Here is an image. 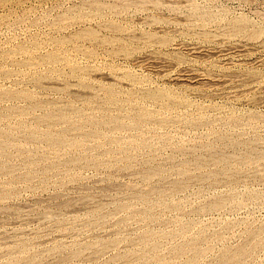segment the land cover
<instances>
[{
	"label": "rangeland",
	"instance_id": "374dc122",
	"mask_svg": "<svg viewBox=\"0 0 264 264\" xmlns=\"http://www.w3.org/2000/svg\"><path fill=\"white\" fill-rule=\"evenodd\" d=\"M190 1L0 0V264H264V0Z\"/></svg>",
	"mask_w": 264,
	"mask_h": 264
},
{
	"label": "bare ground",
	"instance_id": "6f19581e",
	"mask_svg": "<svg viewBox=\"0 0 264 264\" xmlns=\"http://www.w3.org/2000/svg\"><path fill=\"white\" fill-rule=\"evenodd\" d=\"M189 1H190V0H189ZM245 1H246V0H245ZM252 1H253V0H252ZM158 2H159V1H158ZM186 2H187V1H185L183 4H185ZM190 2H191V1H190ZM194 2H195V1H194ZM194 2H193V3H194ZM196 2H197V1H196ZM206 2H207V1H206ZM240 2H241V1H240ZM126 3H127V2H126ZM180 3H181V2H180ZM198 3H199V1H198ZM204 3H205V2H204ZM207 3H208V2H207ZM144 4H145V3H144ZM170 4H171V3H170ZM181 4H182V3H181ZM199 4H200V3H199ZM202 4H203V3H202ZM171 5H172V4H171ZM178 5H180V4H178ZM191 5H192V4H191ZM208 5H209V4H208ZM199 6L202 7V5H199ZM204 8H205V7H204ZM208 8H209V7H208ZM180 9H181V8H180ZM197 9H199V8H197ZM205 9L207 10V8H205ZM125 10H126V9H125ZM175 10H176V9H175ZM186 10H187V9H186ZM206 10H205V11L203 10V11L205 12V14H206ZM208 10H209V9H208ZM183 11H184V10H183ZM197 12H198V10H197ZM200 12H201V11H200ZM211 12H212V11H211ZM220 12H221V11H220ZM220 12H219V13H220ZM224 12H225V11H224ZM224 12H223V14H222V13H220V14H222V15L225 16V15H226V14H225L226 12H225V13H224ZM201 13H202V12H201ZM195 14H196V12H195ZM195 14H194V15H195ZM202 14H203V13H202ZM205 14H203V15H205ZM208 14H209V12H208ZM216 14H217V12H216ZM216 14H215V15H216ZM210 15H212V17H213V13H211ZM197 16H198V15H197ZM224 16H223V17H224ZM237 16H238V15H237ZM261 16L263 17V15H260V17H261ZM198 17H199V16H198ZM198 17H197V18H198ZM204 17H205V16H204ZM204 17H203V18H204ZM220 17H221V16H220ZM227 17H228V16H227ZM235 17H236V16H235ZM238 17H239V16H238ZM243 17L246 18L245 16H243ZM247 17H248V16H247ZM175 18H177V17H175ZM184 18H185V17H184ZM199 18H200V17H199ZM199 18H198V19H199ZM205 18H206V17H205ZM213 18H214V17H213ZM201 19H202V18H201ZM206 19H207V18H206ZM206 19H205V20H206ZM208 19H209V18H208ZM211 19H212V18H211ZM226 19H227V18H226ZM229 19H230V18H229ZM232 19H233V18H232ZM189 20H190V19H189ZM189 20L187 19V23H186V24H188ZM213 20H214V19H213ZM220 20H221V19H220ZM230 20H231V19H230ZM239 20H240V18H239ZM248 20H250V19H248ZM145 21H146V20H145ZM175 21H176V20H175ZM175 21H174V22H175ZM227 21H228V20H227ZM240 21H242V20H240ZM149 22H150V21H149ZM197 22H198V21H197ZM201 22H202V21H201ZM206 22H207V21H206ZM208 22H209V21H208ZM212 22H213V21H212ZM217 22H218V21H217ZM219 22H220V21H219ZM233 22H234V21H233ZM233 22H232V23H233ZM237 22H238V21L236 20V24H238ZM249 22L251 23V21H249ZM175 23H177V22H175ZM183 23H185V20L183 21ZM183 23H182V24H183ZM191 23H192V21H191ZM214 23H215V21H214ZM242 23H245V22L242 21ZM177 24H179V23H177ZM189 24H190V23H189ZM189 24H188V26H189V28H190V25H191V24H190V25H189ZM194 24H195V23H194ZM204 24H205V21H204ZM206 24H207V23H206ZM215 24H216V23H215ZM221 24H222V22H221ZM239 24H240V23H239ZM239 24H238V25H239ZM179 25H180V24H179ZM195 25H196V24H195ZM207 25H208V24H207ZM213 25H214V24H213ZM213 25H212V26H213ZM228 25H229V24H228ZM242 25H243V24H242ZM257 25H258V24H257ZM200 26H201V25H200ZM235 26H237V25H235ZM115 27H116V25H115ZM117 27H118V26H117ZM191 27H192V25H191ZM205 27H207V26H204V28H205ZM231 27H232V26H231ZM252 27H254V26H252ZM252 27H251V28H252ZM184 28H185V27H184ZM186 28H188V27H186ZM208 28H209V27H208ZM208 28H207V29H208ZM219 28H220V27H219ZM240 28H241V32H242V28H243V26L240 27ZM245 29H246V27H245ZM248 29H249V27H248ZM117 30H118V28H117ZM184 30H185V29H184ZM188 30H189V29H188ZM203 30H204V29H203ZM252 30H253V28H252ZM263 30H264V29H263ZM175 31H176V30H175ZM186 31H187V30H186ZM186 31H185V32H186ZM201 31H202V30H201ZM201 31H200V32H201ZM207 31H208V30H207ZM210 31H211V30H210ZM224 31H225V30H224ZM83 32H84V31H83ZM188 32H189V31H187V33H188ZM191 32H193V31H191ZM191 32H190V34H191ZM200 32H199V33H200ZM202 32L204 33V31H202ZM213 32H214V31H213ZM230 32H231V31H230ZM230 32H229V33H230ZM256 32H257V31H256ZM170 33H171V32H170ZM176 33H177V32H176ZM181 33H182V32H181ZM214 33H215V32H214ZM237 33H238V32H237ZM245 33H246V32H245ZM249 33H250V32H249ZM79 34H80V33H79ZM81 34H83V33H81ZM81 34H80V35H81ZM90 34H91V33H90ZM92 34H93V32H92ZM193 34H194V33H193ZM230 34H231V33H230ZM238 34H239V33H238ZM85 35H87V34H85ZM198 35H199V34H198ZM206 35H207V34H206ZM208 35H209V34H208ZM208 35H207V36H208ZM215 35H216V34H215ZM240 35H241V34H240ZM255 35H256V34H255ZM185 36H187L186 38L189 37L188 35H185ZM203 36H204V35H203ZM211 36H213V33H212ZM226 36H227V34H226ZM236 36H239V35H236ZM243 36H244V35L242 34V37H243ZM253 36H254V35H253ZM253 36H252V37H253ZM75 37H76V35H75ZM77 37H78V36H77ZM77 37H76V38H77ZM214 37H215V36H214ZM244 37H246V36H244ZM196 38H197V37H196ZM208 38H209V37H208ZM228 39H229V38H228ZM255 39H257V37H255ZM263 39H264V38H263ZM195 40H196V39H195ZM211 40H212V39H211ZM202 41H203V40H202ZM206 41H210V40L208 39V40H206ZM252 41H254V40H252ZM256 41H257V40H256ZM193 42H194V41H193ZM261 42H262V40H261ZM194 43H195V42H194ZM196 43H197V42H196ZM198 43H199V42H198ZM200 43H201V41H200ZM200 43H199V44H200ZM247 43H248V42H247ZM203 44H204V43H203ZM251 44H252V43H251ZM259 44H260V43H259ZM183 45H184V44H183ZM191 45H192V44H191ZM201 45H202V44H201ZM263 45H264V44H263ZM252 46H253V45H252ZM259 47H260V46H259ZM262 47H263V46H262ZM205 48H206V46H205ZM237 48H238V47H237ZM190 49H191V48H190ZM229 49H230V48H229ZM226 52H227V51H226ZM53 53H54V52H53ZM243 53H244V52H243ZM255 53H256V52H255ZM257 54H259V53H257ZM53 55H54V54H53ZM53 55H50V56H51V59H52V56H53ZM216 55H217V54H216ZM56 56L58 57L59 55H56ZM57 57H56V58H57ZM203 57H204V56H203ZM54 58H55V56H54ZM247 58H248V57H247ZM47 59H48V58H46V61H47ZM149 59H150V58H149ZM149 59H148V60H149ZM152 59H153V58H152ZM52 60H53V59H52ZM52 60H51V61H52ZM55 60H56V59H55ZM243 60H244V59H243ZM53 61H54V60H53ZM48 62H49V61H48ZM219 68H220V67H219ZM248 79H249V78H248ZM131 80H132V79H131ZM81 81H82V80H81ZM223 83H224V82H223ZM225 83H226V82H225ZM83 84H84V83H83ZM254 84H255V83H254ZM240 86H241V85H240ZM253 86H254V85H253ZM249 87H250V86H249ZM102 88H103V87H102ZM108 88H109V87H108ZM108 88L106 87V89H108ZM142 88H143V87H142ZM110 89H111V88H110ZM161 90H162V89H161ZM6 91H7V90H6ZM106 91H107V90H106ZM106 91H105V93H106ZM112 91H113V90H112ZM112 91H107V94L111 93ZM154 91H155V89H154ZM162 91H164V90H162ZM162 91H161V92H162ZM0 92H2V90H1ZM10 92H11V91H10ZM156 92H157V90H156ZM161 92H160V93H158V92H157V93L153 92V93H150V94H149V92H148L147 94H149V97H151V99H152V101H153V98H154V100H155V99L159 98L160 95L163 94V92H162V94H161ZM164 92H165V91H164ZM166 92H169V91L166 90ZM166 92H165V93H166ZM232 92H233V91H232ZM247 92H248V91H247ZM13 93H14V92H13ZM13 93H12V94H13ZM165 93H164V94H165ZM169 93H170V92H169ZM233 93H234V92H233ZM241 93H242V92H241ZM1 94H2V93H0V95H1ZM3 94L6 96V94H5L4 92H3ZM8 94H9V91H8ZM10 94H11V93H10ZM12 94H11V95H12ZM22 94H23V93H22ZM25 94H26V93H25ZM112 94H113V92H112ZM112 94H110V95L112 96ZM133 94H134V93H133ZM164 94H163V95H164ZM166 94H168V93H166ZM166 94H165L164 96H166ZM170 94H171V93H170ZM170 94H168V95H170ZM16 95H17V94H16ZM19 95H21V94H18V97H19ZM28 95H29V94H28ZM114 95H116V94H114ZM168 95H167V97H164V99H165V98H168V99H169ZM1 96H2V95H1ZM13 96H14V95H13ZM111 96H108V97H106V98L108 99V98H110ZM146 96H147V95H146ZM171 96H173V97H171V98L174 99V95H171ZM2 97H3V96H2ZM2 97H1V98H2ZM8 97H9V95H8ZM16 97H17V96H16ZM18 97H17V98H18ZM22 97H23V96H22ZM25 97H26V96H25ZM29 97H30V95H29ZM112 97H113V96H112ZM1 98H0V99H1ZM12 98H13V97H12ZM106 98H105V99H106ZM114 98H116V97L114 96ZM145 98H146V97H145ZM145 98H144V99H145ZM175 98H176V97H175ZM244 98H245V97H244ZM4 99H5V98H4ZM14 99H16V98L14 97ZM24 99H27V98H24ZM151 99H150V100H151ZM162 99H163V96H162V98L159 99V100H162ZM168 99H167V101H168ZM173 99H170V100L174 101ZM181 99H182V98H181ZM9 100H10V98H9ZM112 100H114V99H112ZM145 100H146V99H145ZM148 100H149V99H148ZM150 100H149V101H150ZM159 100H158V101H159ZM170 100H169V101H170ZM262 100H263V99H262ZM88 101H89V100H88ZM107 101H109V99H108ZM158 101H157V102H158ZM169 101H168V102H169ZM150 102H151V101H150ZM153 102H154V101H153ZM155 102H156V101H155ZM159 102H160V101H159ZM161 102H163V105L165 104V103H164V100L161 101ZM165 102H166V100H165ZM168 102H167V104H168ZM33 103L35 104L36 102H33ZM37 103H38V102H37ZM108 103H110V102H108ZM113 103H114V102H113ZM170 103H171V102H170ZM170 103H169V104H170ZM173 103H175V102H172V104H173ZM132 104H133V103H132ZM132 104H131V105H132ZM167 104H166V105H167ZM31 105H32V104H31ZM36 105H37V104H36ZM38 105H39V103H38ZM128 105H129V103H128ZM131 105H130V106H131ZM136 105H137V104H136ZM136 105H134V106H136ZM170 105H171V104H170ZM46 106H47V105H46ZM46 106H45V109H46ZM114 106H115V105H114ZM116 106H117V105H116ZM118 106H119V105H118ZM134 106L132 105V108H133ZM36 107H37V106H36ZM42 107H43V106H42ZM119 107H120V106H119ZM126 107H129V106H126ZM136 107H137V109H138V106H136ZM139 107H140V106H139ZM161 107H162V106H161ZM165 107H169V106H165ZM173 107H174V106H173ZM31 108L33 109V107H31ZM43 108H44V107H43ZM47 108L49 109L50 107H47ZM140 108H141V107H140ZM144 108H145V107H144ZM34 109H35V108H34ZM48 109H47V111H48ZM121 109H123V107H121ZM124 109H126V108H124ZM124 109H123V110H124ZM165 109H166V108H165ZM5 110H6V109H5ZM5 110H4V111H5ZM10 110H11V107H10V109L8 110V112H12V111H10ZM13 110H14V108H13ZM17 110H19V108H18ZM17 110H15V111L18 113ZM20 110H21V109H20ZM29 110H30V109H29ZM50 110H51V109H50ZM82 110H83V109H82ZM127 110H128V109H127ZM127 110H126V111H127ZM135 110H136V109H135ZM135 110H134V111H135ZM138 110H140V109H138ZM141 110L143 111V110H146V109H143V107H142ZM21 111H22V110H21ZM23 111H24V110H23ZM124 111H125V110H124ZM128 111H131V112H132L133 110L129 108ZM128 111H127V112H128ZM134 111H133L132 113H134ZM142 111H141V112H142ZM6 112H7V111H6ZM8 112H7V113H8ZM24 112H25V111H24ZM44 112H45V114H48L46 111H44ZM49 112H50V111H49ZM76 112H77V111H76ZM141 112L139 111V114H137V115H138V118H141V119H139V120H142V117L145 115L144 113L141 114ZM144 112H145V111H144ZM4 113H5V112H4ZM14 113H15V112H14ZM20 113H21V112H20ZM74 113H75V112H74ZM74 113H73V114H74ZM79 113H80V111H79ZM123 113H125V112H123ZM137 113H138V111H137ZM150 113H151V112H150ZM12 114H13V113H12ZM49 114H50V113H49ZM51 114H52V112H51ZM62 114H63V113H62ZM62 114H61L60 117H58L59 120H61V117H62V116L64 117V115H65V114H63V115H62ZM66 114H67V113H66ZM70 114H71V113H70ZM75 114H76V116H75V115H74V116L77 117L78 114H77V113H75ZM102 114H103V113H102ZM125 114H126V113H125ZM135 114H136V111H135ZM147 114H148V110H147ZM151 114H152V113H151ZM151 114H150V115H151ZM4 115H5V114H4ZM21 115H23V114L21 113ZM39 115H40V114H39ZM53 115H54V114H53ZM55 115H56V114H55ZM55 115H54V118H55ZM68 115H69V114H68ZM81 115H82V114H81ZM107 115H109V114H107ZM128 115H131V114L129 113ZM128 115H127V116H128ZM8 116H9V114H8ZM66 116H67V115H66ZM74 116H73V117H74ZM78 116L82 118V116H80V115H78ZM109 116L111 117L112 115H109ZM109 116H108L107 119H108V120H111L112 118H109ZM120 116H122V115H120ZM125 116H126V115H125ZM152 116H153V115H152ZM152 116L150 117L151 119H152ZM155 116H156V115H154V117H155ZM42 117H43V116H42ZM69 117H71V116H69ZM79 117H77V118H79ZM91 117H92V115H91ZM105 117H106V115H105ZM112 117H114V116H112ZM148 117H149V116H148ZM156 117L158 118V116H156ZM181 117H183V116H181ZM184 117H185V116H184ZM43 118H44V117H43ZM51 118H52V117H51ZM54 118H53V120H54ZM67 118H68V116H67L66 118H64V119H66V122L71 121V120H67ZM71 118H72V117H71ZM71 118H70V119H71ZM81 118H80V119H81ZM84 118H85V117H84ZM115 118H116V117H115ZM130 118H131V117H130ZM157 118H155V119H157ZM166 118H167V117H166ZM194 118H195V117H194ZM47 119H48V117H47ZM80 119H78V120L80 121ZM104 119H105V118H104ZM107 119H106V120H107ZM123 119H124V118H123ZM127 119H128V118H127ZM127 119H125V120H127ZM145 119H147V117H146ZM162 119H163V118H162ZM184 119H187V118L185 117ZM190 119H191V118H190ZM190 119L188 118L187 120L189 121ZM41 120H42V119H41ZM55 120H56V119H55ZM55 120H54L52 123H55ZM62 120H63V118H62ZM72 120H73V119H72ZM74 120L76 121V119H74ZM74 120H73V121H74ZM82 120H83V119H82ZM87 120H88V119H87ZM87 120H86V121H87ZM93 120H94V119H93ZM98 120L100 121V119H98ZM117 120H118V119H117ZM117 120L115 119V121H117ZM147 120H148V119H147ZM147 120H146V122H147ZM163 120H164V119H163ZM195 120H196V119H195ZM204 120H205V119H204ZM45 121H46V120H45ZM45 121H44V123H45ZM49 121H50V120H47L46 122H49ZM57 121H58V120H57ZM64 121H65V120H64ZM73 121H72V123H73ZM79 121H78V122H79ZM86 121H82V122H85V124L83 123L84 125H86ZM90 121H91V120H90ZM101 121H102V119H101ZM103 121H104V120H103ZM118 121H119V122L121 121V123H123L122 119H121V120H118ZM118 121H117V122H118ZM131 121H133V120H131ZM135 121H136V120H135ZM142 121H143V120H142ZM142 121H141V122H142ZM164 121H165V120H164ZM164 121H163V122H164ZM190 121H191V120H190ZM199 121H200V120H199ZM41 122H42V121H41ZM76 122H77V121H76ZM87 122H88V121H87ZM105 122H106V121H105ZM107 122H108V121H107ZM110 122H111V121H110ZM125 122H126V121H125ZM128 122H129V121H128ZM128 122H126V123H128ZM138 122H139V121H138ZM191 122H192V121H191ZM197 122H198V121H197ZM50 123H51V122H50ZM56 123H57V122H56ZM60 123H62V122H60ZM80 123H81V122H80ZM92 123H94V122H92ZM100 123H101V122H100ZM108 123H109V122H108ZM108 123H107V125H108ZM121 123H120V124H121ZM135 123H137V122H135ZM135 123H134V124H135ZM194 123H195V122H194ZM69 124H70V123H69ZM69 124H68V125H69ZM73 124H74V123H73ZM76 124H77V123H76ZM96 124H97V123H95V125H96ZM101 124H102V123H101ZM101 124H99V125H101ZM104 124H106V123H104ZM113 124H114V122H113ZM124 124H125V123H124ZM132 124H133V123H132ZM132 124H131V122H130L129 127H130V125H132ZM142 124H143V123H142ZM23 125H24V124H23ZM70 125H71V124H70ZM115 125H116V123H115ZM115 125H113V126L115 127ZM117 125H118V124H117ZM137 125H138V126H143V125H139V123H137ZM144 125H145V124H144ZM191 125H192V124H191ZM59 126H60V125H59ZM72 126H75V124L72 125ZM77 126H79V125H77ZM87 126H88V125H87ZM101 126L104 127V125H101ZM113 126H111V127H113ZM133 126H134V125H133ZM81 127H82V124H81ZM88 127H89V126H88ZM102 127H101V128H102ZM105 127H106V125H105ZM105 127H104V128H105ZM109 127H110V126H109ZM116 127L118 128V127H120V126H116ZM121 127H123V126H121ZM124 127H126V126H124ZM129 127H128V128H129ZM135 127H136V126H134L133 128H135ZM25 128H27V127H25ZM29 128H30V127H28L27 131H25V132H29V133H30V130H31V131L33 130V128H31V129L29 130ZM68 128H69V126H68ZM92 128H93V127H92ZM136 128H138V127H136ZM139 128H140V127H139ZM6 129H7V128H6ZM6 129H5V131H6ZM82 129H83V128H81L80 130H82ZM93 129H94V131H95L96 127L93 128ZM98 129H99V127L97 128V130H98ZM108 129H109V128H108ZM130 129H131V127H130ZM7 130H8V129H7ZM13 130H14V129H13ZM25 130H26V129H25ZM28 130H29V131H28ZM77 130H79V129H77ZM114 130H116V129H114ZM114 130H113V131H114ZM2 131H4V130H2ZM22 131H23V130H22ZM53 131H54V130H53ZM53 131H52V132H53ZM70 131H71V130H70ZM70 131H69V132H70ZM74 131H75V130H74ZM82 131H83V130H82ZM82 131H81V132H82ZM88 131H89V130H88ZM100 131H101V130H100ZM100 131H98V132H100ZM102 131L104 132V130H102ZM111 131H112V130H111ZM25 132H23V133L25 134ZM34 132H35V130H34ZM36 132H39V130H38V131L36 130ZM41 132H42V131H41ZM49 132H50V131H49ZM49 132L47 133V135L50 134ZM65 132H66V131H65ZM71 132H72V131H71ZM3 133L5 134V132H3ZM9 133L12 134L11 131H10ZM60 133H61V131H60ZM63 133H64V132H63ZM84 133H85V131H84ZM91 133H92V132H91ZM108 133H109V132H108ZM11 134H10V135H11ZM30 134H31V133H30ZM30 134H28V135H30ZM32 134H33V133H32ZM42 134H43V133H42ZM52 134H53V133H52ZM52 134H50V135H52ZM55 134H56V133H55ZM67 134H68V133H67ZM67 134H66V135H67ZM101 134H103V133L101 132ZM101 134H100V135H101ZM104 134H105V133H104ZM104 134H103V136H104ZM106 134H107V132H106ZM106 134H105V135H106ZM109 134H110V133H109ZM0 135H1V133H0ZM2 135H3V134H2ZM2 135H1V138H3V136H4V135H3V136H2ZM5 135H6V134H5ZM26 135H27V134H26ZM35 135H36V134H35ZM39 135H41V134H39ZM66 135L63 134V136H66ZM80 135H81V134H80ZM86 135H87V134H86ZM94 135H95V134H94ZM100 135H99L98 137H99L100 139H102L103 136H100ZM107 135H108V134H107ZM107 135H106V137L108 138ZM6 136L8 137L9 134H7ZM12 136H13V135H12ZM12 136H10V138H11ZM32 136H33V135H32ZM36 136H37V135H36ZM36 136H34V137H36ZM48 136H49V135H48ZM48 136H47V138H48ZM54 136H55V135H54ZM54 136H53V137H54ZM57 136L59 137V135H57ZM68 136H70V135L68 134L67 137H68ZM89 136H91V135H89ZM89 136H88V137H89ZM95 136H96V135H95ZM25 137H26V136H25ZM27 137H28V136H27ZM29 137H30V136H29ZM34 137H33V138H34ZM38 137H39V136H38ZM60 137L62 138V135H61ZM67 137H66V140H68V142L65 141V139H64L65 137L63 138V140L65 141V143L70 144L72 141H74V139H72V138H73L72 136H71L70 140H69V137H68V138H67ZM83 137H84V136H83ZM83 137L81 138L82 141H83V139L85 138V137H84V138H83ZM92 137H94V136L92 135ZM92 137H91V138H92ZM98 137H97V138H98ZM101 137H102V138H101ZM5 138H6V137H5ZM13 138H14V137H13ZM30 138H31V137H30ZM36 138H37V137H36ZM39 138H40V137H39ZM41 138H42V137H41ZM44 138H45V137H44ZM47 138H46V139H47ZM56 138H57V137H56ZM61 138H57V139H56V142H57L59 139L62 140ZM74 138H75V137H74ZM94 138H96V137H94ZM104 138H105V136H104ZM3 139H4V138H3ZM3 139H0V140L2 141ZM27 139H28V138H27ZM46 139H45V140H46ZM48 139H49V138H48ZM53 139H54V138H53ZM71 139H72V141H71ZM76 139H77V138H76ZM78 139H80V138H78ZM81 139H80V140H81ZM110 139H111V137H110ZM260 139H261V138H260ZM13 140H14V139H13ZM29 140H30V139H29ZM31 140H32V139H31ZM35 140H36V139H35ZM40 140H41V139H40ZM42 140H43V139H42ZM85 140H86V139H85ZM107 140H108V139H107ZM133 140H134V139H133ZM135 140H137V139H135ZM138 140H139V139H138ZM6 141H7V140H6ZM6 141H5V142H6ZM9 141H10V143H11L12 139H11V140L9 139ZM69 141H71V142L69 143ZM76 141H77V140H76ZM109 141H110V143H112V142H113V138H112V142H111V140H109ZM109 141H108V142H109ZM5 142H4V144H5ZM7 142H8V141H7ZM7 142H6V143H7ZM33 142H34V140H33ZM37 142H38V140H37ZM58 142H59V141H58ZM60 142H61V141H60ZM131 142H132V140H131ZM135 142L137 143V141H135ZM0 143H1V142H0ZM10 143H9V144H10ZM27 143H28V142H27ZM43 143H44V142H43ZM63 143H64V142H62V146L64 145ZM73 143H74V142H73ZM73 143H71V145H72ZM78 143L81 144V142H78ZM78 143H76V144H78ZM83 143H84V142H83ZM133 143H134V142H133ZM133 143H131V144L133 145ZM136 143H135L134 145H136ZM230 143H231V142H230ZM239 143H240V142H239ZM45 144H46V143H45ZM60 144H61V143H60ZM74 144H75V143H74ZM79 144H78V145H79ZM129 144H130V143H129ZM6 145H7V144H6ZM12 145H13V146H17V145H14V144H13V141H12ZM71 145H70V146H71ZM134 145H133V146H134ZM141 145H143V144H141ZM13 146H12V147H13ZM38 146H39V145H38ZM47 146H49V145H47ZM50 146H51V144H50ZM50 146H49V147H50ZM60 146H61V145H60ZM60 146H57V147H60ZM67 146H68V145H67ZM129 146H130V145H129ZM228 146H229V145H228ZM1 147H2V146H1ZM1 147H0V148H1ZM8 147H9V145H8ZM17 147H19V146H17ZM22 147H23V146H22ZM49 147H48V148H49ZM64 147H65V146H64ZM64 147H63V149H65ZM79 147H80V145L78 146V148H79ZM130 147H131V146H130ZM134 147H135V146H134ZM134 147H133V148L131 147L132 149H130V150L133 151V150H134ZM248 147H249V146H248ZM5 148H7V147H5ZM20 148H21V145H20ZM52 148H53V147H51L50 149H52ZM54 148H55V147H54ZM72 148H73V147H72ZM249 148H250V147H249ZM249 148L245 147L246 151H245L244 153H246V152H247V149L249 150ZM3 149H4V147H3ZM3 149L1 148V150H3ZM9 149H10V148H9ZM57 149H58V148H57ZM57 149H56V150H57ZM67 149H68V148H67ZM127 149H128V148H127ZM135 149H136V147H135ZM209 149H210V148H209ZM212 149H213V147H212ZM52 150H53V149H52ZM52 150H50V151H52ZM54 150H55V149H54ZM54 150H53V151H54ZM68 150H70V149H68ZM71 150H72V149H71ZM117 150H118V149H117ZM136 150H137V149H136ZM250 150H251V149H250ZM250 150H249V151H250ZM107 151H108V150H107ZM120 151H122V149H121ZM124 151H125V150H124ZM1 152H4V150L1 151ZM112 152H113V151L110 150V153H112ZM115 152H117V151H115ZM122 152H123V151H122ZM128 152H129V150H128ZM128 152L126 151V153H128ZM260 152H261V151H260ZM113 153H114V152H113ZM118 153H119V151H118L116 154H118ZM120 153H121V152H120ZM124 153H125V152H124ZM182 153H183V152H182ZM252 153H253V152H252ZM116 154H115V155H116ZM248 154H249V153H248ZM119 155H120V154H119ZM125 155H126V154H125ZM125 155H122V156L124 157ZM236 155H237V154H236ZM246 155H247V154H246ZM251 155H252V154H251ZM112 156H114V155H112ZM116 156H117V155H116ZM116 156H114L113 159H116V158L118 159V157H121V156H118V157H116ZM127 156H128V154H127ZM127 156H125V157H127ZM7 157H8V156H7ZM90 157H91V156H90ZM90 157H89V158H90ZM115 157H116V158H115ZM129 157H131V156H129ZM249 157H250V156H249ZM91 158H93V156H92ZM91 158H90V159H91ZM121 158H122V157H121ZM121 158H120V159H121ZM232 158H234V157L232 156ZM241 158H242V157H241ZM245 158H246V156H245ZM245 158H243V159L245 160ZM76 159H77V158H76ZM78 159H79V158H78ZM90 159H89V160H90ZM93 159H94V158H93ZM95 159H96V158H95ZM95 159H94L93 161H95ZM124 159L126 160V158H124ZM203 159H204V158H203ZM239 159H240V158H239ZM239 159H238V160H239ZM243 159H242V160H243ZM246 159H247V158H246ZM260 159H261V157H260ZM87 160H88V158H87ZM89 160H88V161H89ZM100 160H101V159H100ZM106 160H107V159H106ZM128 160H129V159H128ZM212 160H213V162H214V159H212ZM234 160L237 161V160H236V157H235ZM234 160H233V161H234ZM244 160H243V161H244ZM28 161H29V160H28ZM68 161H72V160L70 159V160H68ZM68 161H67V162H68ZM73 161H74V160H73ZM73 161H72V162H73ZM75 161H76V160H75ZM88 161H86V163H87ZM93 161H92V162H93ZM121 161H122V160H121ZM126 161H127V160H126ZM126 161H125V162H126ZM2 162H3V161H2ZM95 162H98V160L95 161ZM117 162H118V161H117ZM222 162H223V160H222ZM222 162H221V163H222ZM244 162H245V161H244ZM258 162H259V161H258ZM4 163H5V162H4ZM78 163H79V162H78ZM80 163H82V162H80ZM83 163H84V162H83ZM86 163H84V164H85V165H89V164H91V163H89V164H86ZM98 163H99V162H98ZM98 163H97V164H98ZM122 163H123V162H122ZM215 163H217V161H216ZM218 163H219V161H218ZM221 163H220V164H221ZM225 163H226V162H224L223 164H225ZM228 163H230V162H228ZM240 163H241V162H240ZM248 163H249V161H248ZM256 163H257V162H256ZM0 164H3V163H0ZM5 164H6V163H5ZM74 164H75V163H74ZM84 164H83V165H84ZM92 164H93V163H92ZM195 164H196V163H195ZM206 164H207V163H206ZM223 164H222V165H223ZM226 164H227V163H226ZM71 165H72V164H71ZM75 165H76V164H75ZM198 165H199V163H198ZM204 165H205V164H204ZM204 165L202 164V166H204ZM228 165H229V164H228ZM228 165H227V166H228ZM7 166H8V165H7ZM7 166H6V167H7ZM125 166H126V165H125ZM127 166H129V165H127ZM217 166H219V165H217ZM225 166H226V165H225ZM1 167H2V166H1ZM3 167H4V165H3ZM184 167H185V166H184ZM229 167H230V166H229ZM217 168H218V167H217ZM2 169H3V168H2ZM7 169H8V168H7ZM221 169H222V168H221ZM224 169H225V168H224ZM228 169H229V168H228ZM31 170H32V169H31ZM183 170H184V169H183ZM187 170H188V169H187ZM8 171H9V170H8ZM32 171H33V170H32ZM217 171L219 172L220 170H217ZM229 171H231V170H229ZM179 172H181V171H179ZM210 172H211V171H210ZM218 172H217V175H218ZM0 173L2 174V171H1ZM5 173H6V172H5ZM8 173H10V172H8ZM188 173H190V172H188ZM213 173H214V172H213ZM229 173H230V172H229ZM3 174H4V173H3ZM182 174H183V173H182ZM184 174H185L184 176H187L186 173H184ZM207 174H208V173H207ZM214 174H215V173H214ZM220 174H222V173H220ZM226 174L228 175V173H226ZM27 175H28V174H27ZM29 175H31L30 172H29ZM32 175H33V174H32ZM188 175H189V174H188ZM190 175H191V174H190ZM224 175H225V174H223L222 176H224ZM159 176H160V175H159ZM218 176H219V175H218ZM26 177H27V176H26ZM148 177H149V176H148ZM204 177H206V176H204ZM225 177H226V176H225ZM28 178H30V177L28 176ZM209 178H210V177H209ZM219 178H221V176H219ZM146 179H147V178H146ZM184 179H185V178H184ZM188 179H189V178H188ZM214 179H215V178H214ZM217 179H218V178H217ZM223 179H224V177H223ZM178 181H179V180H178ZM183 181H184V180H183ZM215 181H216V180H215ZM182 184H183V183H182ZM174 185H175V184H174ZM176 185H177V184H176ZM180 185H181V184H180ZM179 187H180V186H179ZM8 189H9V188H8ZM181 189H182V187H181ZM181 189H180V190H181ZM171 190H172V189H171ZM175 190L177 191L178 189L175 188ZM5 191H6V192H7V191L10 192V190H5ZM176 191H175V192H176ZM6 192H5V193H6ZM177 192H178V191H177ZM3 193H4V192H3ZM8 196H9V194H8ZM142 196H143V195H142ZM144 196H145V195H144ZM146 196H148V195H146ZM1 197H3V196H1ZM144 198H145V197H144ZM216 198H217V197H216ZM218 198H219V197H218ZM232 198H233V197H232ZM235 198H236V197H235ZM141 199H142V198H141ZM147 199H148V197H147ZM147 199H146V200H147ZM219 199H220V198H219ZM219 199H218V200H219ZM224 199H225V198H224ZM224 199L222 198V200H224ZM226 199H230V197H228V198H226ZM226 199H225V200H226ZM142 200H143V199H142ZM146 200H145V201H146ZM220 200H221V199H220ZM220 200H219V201H220ZM240 200H241V199H240ZM145 201L143 200L142 202H145ZM215 201H216V200H215ZM229 201H231V200H229ZM229 201H228V203H229ZM212 202H213V200H212ZM212 202H211V203H212ZM220 202H221V201H220ZM220 202H219V203H220ZM223 202H224V201H223ZM226 202H227V201H226ZM226 202H225V203H226ZM232 202H233V201H232ZM237 202H238V201H237ZM239 202L242 203L241 201H239ZM213 203H215V202H213ZM219 203H218V204H219ZM225 203H224V204H225ZM233 203H234V202H233ZM122 204H123V203H122ZM122 204H121L120 206H122ZM218 204H217V205H218ZM221 204H222V203H221ZM118 205H119V204H118ZM118 205H117V206H118ZM125 205H127V204H125ZM212 205H214V204H212ZM217 205H216V207H217ZM218 206H220V205H218ZM222 206H223V205H222ZM125 207H127V206H125ZM133 207H134V206H133ZM214 207H215V205H214ZM127 208L130 209V207H127ZM211 208H212V207H211ZM217 208H218V207H217ZM121 209H122V208H121ZM203 209H204V208H203ZM207 209H210V206H209V208H207ZM212 209H213V208H212ZM215 209H216V208H215ZM127 210H128V209H127ZM58 223H59V222H58ZM261 228H262V227H261ZM262 229H263V228H262ZM259 230H260V229H259ZM178 231H179V230H178ZM183 231H184V232H187V231H185V229H184ZM179 232H180V231H179ZM181 232H182V229H181ZM181 232H180V233H181ZM182 233H183V232H182ZM182 233H181V235H182ZM146 234H147V233H146ZM150 234H151V233H150ZM150 234H149V235H150ZM171 234H172V233H171ZM171 234H169V237H170ZM173 234H175V232H174ZM176 234H177V232H176ZM176 234H175V235H176ZM183 234H184V233H183ZM260 234H261V233H260ZM262 234H263V232H262ZM177 235H178V234H177ZM181 235H180V238H181ZM142 236H143V235H142ZM152 236H153V235H152ZM166 236H167V235H166ZM172 236H173V235H172ZM261 236H262V235H261ZM174 237H175V236H174ZM178 237H179V236H178ZM182 237H185V236H182ZM186 237H187V236H186ZM189 237H191V236H189ZM258 237H260V236H258ZM151 238H153V237H151ZM151 238L148 237V239H147V237H146L147 240H149V239H151ZM170 238H172V237H170ZM193 238H194V237H193ZM260 238H261V237H260ZM262 238H263V236H262ZM262 238H261V239H262ZM146 239H145V240H146ZM153 239H156V238H153ZM182 239H184V238H182ZM187 239H189V238L187 237ZM190 239H191V238H190ZM190 239H189V242L191 241ZM194 239H197V238H194ZM257 239L259 240V238H257ZM261 239H260V240H261ZM141 240H142V239H141ZM197 240H198V239H197ZM262 240H264V238H263ZM262 240H261V241H262ZM153 241H154V240H153ZM184 241H185L184 243L187 244L186 240H184ZM192 241H193V239H192ZM261 241L259 242V244H260V243L264 244V243H263L264 241H263V242H261ZM154 242H156V240H155ZM150 243L155 244V243H153V242H150ZM256 243H257V242H256ZM256 243H254L255 246H256ZM147 244H148V242H147ZM147 244L145 243V246H146ZM181 244H182V242H181ZM186 244H185V245H186ZM254 244H253V245H254ZM155 245H156V244H155ZM155 245H154V246H155ZM157 245H158V244H157ZM248 245H251V244H248ZM145 246H144V247H145ZM148 246H149V245H148ZM151 246H153V245H151ZM151 246H150V247H151ZM178 246H179V245H177L176 247H178ZM188 246H189V243H188ZM188 246H187V247H188ZM246 246H247V245H246ZM251 246H252V245H251ZM22 247H23V245H22ZM22 247H20V249H21ZM144 247H143V248H144ZM157 247H158V246H157ZM174 247H175V246H174ZM241 247H242V246H241ZM241 247H240L239 250H241ZM244 247H245V246H244ZM249 247H250V246H249ZM152 248H153V247H152ZM159 248H160V246H159ZM172 248H173V247H172ZM179 248H180V247H179ZM182 248H183V247H182ZM182 248H180V249H176V250H182ZM245 248H246V247H245ZM247 248H248V247H247ZM247 248H246V249H247ZM22 249H23V248H22ZM22 249H21V251H23ZM24 249H25V248H24ZM100 249H101V248H100ZM102 249H103V247H102ZM145 249H146V248H144L143 250H145ZM153 249H154V248H153ZM153 249H152V250H153ZM156 249H157V248H156ZM156 249H155L154 251L157 252L159 249H158V250H156ZM243 249H244V248H243ZM152 250H151V252H152ZM172 250H173V252H174L175 248H173ZM176 250H175V251H176ZM184 250H187V249H184ZM184 250H182V251L184 252ZM188 250H189V247H188ZM188 250H187V252H188ZM199 250H200V249H199ZM21 251H19V252H21ZM61 251H62V250H61ZM76 251H77V250H76ZM79 251H80V250H79ZM128 251H129V250H128ZM145 251H147V250H145ZM148 251H150V250H148ZM226 251H227V250H226ZM25 252H26V251H25ZM126 252H127V251H126ZM129 252H132V251H129ZM129 252H127V253L131 255L132 253H129ZM151 252H150V253H151ZM180 252H181V251H180ZM180 252H175V253L177 254V253H180ZM183 252H181V253H183ZM185 252H186V251H185ZM187 252H186V253H187ZM194 252H195V250H194ZM194 252H193V256H194V254H196V252H195V253H194ZM227 252H228V251H227ZM239 252H240V251H239ZM239 252H238V253H239ZM241 252H242V251H241ZM243 252H244V251H243ZM243 252H242V253H243ZM251 252H252V251H251ZM137 253H138V252H137ZM141 253L144 254L143 252H141ZM152 253H153V252H152ZM152 253H151V254H152ZM171 253H172V252H171ZM175 253H174V255H176ZM197 253H198V250H197ZM202 253H203V252H202ZM238 253H237V255H236L237 257H238ZM22 254H23V252H22ZM22 254H21V255H22ZM24 254H25V253H24ZM72 254H74V253H72ZM78 254H79V253H78ZM128 254H127V255H128ZM133 254H134V252H133ZM133 254H132V255H133ZM151 254L148 253V255L146 254V256L150 257L149 255H151ZM156 254H157V253H156ZM156 254H154V255H156ZM198 254H199V253H198ZM203 254H204V253H203ZM225 254H227V253H225ZM225 254H224V256H225ZM240 254H241V253H240ZM249 254H250V252H249ZM123 255L126 256L125 254H123ZM140 255H141V254H140ZM183 255H185V254H183ZM199 255H200V254H199ZM199 255H196V256L198 257ZM204 255H205V254H204ZM246 255H247V254H246ZM73 256H74V255H73ZM76 256H77V254H76ZM79 256H80V255H79ZM79 256H78V257H79ZM124 256H122V257H124ZM128 256H129V255H128ZM134 256H135V255H133L132 258H133ZM152 256H153V254H152ZM179 256H180V255H178V257H179ZM200 256H201V255H200ZM200 256H199L198 259L196 258L197 260H195V258H192V259H194L195 261H198V260H200V258L202 259V257H203V255H202V257H200ZM226 256H227V255H226ZM234 256H235V255H234ZM242 256H244V255H242ZM21 257H22V256H21ZM140 257H141V256H140ZM194 257H195V256H194ZM23 258H24V257H23ZM124 258H125V257H124ZM126 258H127V256H126ZM128 258H130V257H128ZM135 258H136V257H135ZM135 258H134V259H135ZM146 258H147V257H146ZM150 258H151V257H150ZM15 259H18V258H15ZM19 259H21V258H19ZM19 259L16 260V261H19ZM33 259H34V258H33ZM140 259H141V258H140ZM192 259H191V260H192ZM225 259L227 260V259H229V257H227V258L225 257ZM225 259H224V260H225ZM234 259H235V258H234ZM243 259H244V258H243ZM243 259H242V263H243ZM7 260L9 261V259H7ZM7 260H5V261H7ZM141 260H142V259H141ZM146 260H147V259H146ZM191 260H190V261H191ZM194 260H192V261H194ZM236 260H237V259H236ZM236 260H235V261H236ZM5 261H4V262H5ZM8 261H7V262H8ZM11 261H14V260H12V258H11ZM32 261H33V260H32ZM143 261H145V260H143ZM192 261H191V262H192ZM230 261H231V260H230ZM235 261H234V262H235ZM240 261H241V259H240ZM7 262H6V263H7ZM16 263H17V262H16ZM221 263H222V261H221ZM229 263H231V262H229ZM236 263H237V262H236ZM238 263H239V262H238ZM2 264H4V263H2ZM164 264H165V263H164ZM166 264H168V263H166ZM239 264H241V262H240Z\"/></svg>",
	"mask_w": 264,
	"mask_h": 264
}]
</instances>
